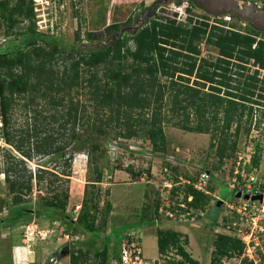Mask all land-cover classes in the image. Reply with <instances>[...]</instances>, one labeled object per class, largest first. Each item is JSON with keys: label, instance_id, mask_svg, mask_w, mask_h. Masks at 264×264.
I'll return each mask as SVG.
<instances>
[{"label": "trees", "instance_id": "trees-1", "mask_svg": "<svg viewBox=\"0 0 264 264\" xmlns=\"http://www.w3.org/2000/svg\"><path fill=\"white\" fill-rule=\"evenodd\" d=\"M190 3L200 9L193 1ZM130 23L131 16L125 23L109 25L107 31L112 37ZM220 23L221 26L210 25L190 17L187 23H179L155 13L139 30L85 50L38 32L32 1L1 2L0 25L5 24L6 36L13 37L0 49V138L5 144H0V174L11 197L10 202L4 203L7 214L0 221V229L14 231L39 219L60 222L71 229L73 236L87 237L95 248L90 256L88 249L69 250L70 245H64L70 264L119 261L121 243L111 235H105L97 246L113 211L105 199L109 192L102 198L104 167L99 162L107 151L99 141H108L112 129L117 132L115 138L150 141L152 150L147 153L164 157L168 148L164 123L188 133L211 136L210 152L217 164L214 171H208L212 175L210 194L188 185L182 200L187 208L181 209V203L177 204L185 213L205 212L214 201L215 174L225 162L235 161L244 118L249 134L252 125L260 124H253L255 106L264 108V78L259 75L264 71V31L249 25L241 33L226 29L223 21ZM21 24L23 27L18 30ZM97 39L94 33H87L88 41ZM202 43L217 51L215 61L201 57ZM250 68H255L253 73ZM192 77L195 80L191 82ZM74 95H88L90 114L84 103L74 100ZM20 102L26 121L24 127L16 128L13 111ZM42 102L46 106L40 109ZM262 151L258 145L249 172L259 168ZM82 152L88 156L93 177L87 180L80 210L74 217L68 213L69 182L73 158ZM47 157L57 161L51 170L39 168L33 173L27 166L26 160ZM164 164L173 172L178 171V167ZM128 172L141 178L140 171L136 174L129 168ZM195 177L190 179L194 181ZM34 191L45 195L37 203H32ZM222 204L217 200L211 207L213 221ZM160 209L158 202L156 217L164 216ZM232 221L224 218L225 233H219L214 241L211 264H222L224 259L243 253L244 245L227 229L226 224ZM160 222L155 218L146 224ZM156 236L159 255L166 258L167 264H200L186 250L189 240L181 232L157 229Z\"/></svg>", "mask_w": 264, "mask_h": 264}, {"label": "rangeland", "instance_id": "rangeland-1", "mask_svg": "<svg viewBox=\"0 0 264 264\" xmlns=\"http://www.w3.org/2000/svg\"><path fill=\"white\" fill-rule=\"evenodd\" d=\"M3 1L5 0H0V3ZM156 1L158 0H75L68 3L64 7L65 9L59 8V5H57L56 9L49 8L47 10L49 16L53 17L52 23L56 27L54 34L45 32V30L40 32L38 27L37 31L53 35L66 43L78 45L85 50L95 48L111 38L107 31L109 25L125 23L130 16L133 23L145 9L152 6ZM186 1L184 0L180 5L171 2L160 4L155 13L163 19L175 18L179 23H183L186 20L184 12L187 16L190 15L193 21L197 20L198 22L202 21V19H209L205 12L190 6V0L188 1L189 3ZM241 1H248L252 5L257 6L258 9L264 10V5H261V1L264 0ZM14 3L13 1L11 5ZM155 13L151 19L155 16ZM151 19L148 18L146 22ZM230 25L237 30L245 31L251 24L235 16L232 17ZM22 27L23 24L20 27L18 26V30H21ZM88 32L94 33L99 39L88 41ZM12 37L6 36V25H0V49L5 48ZM262 37L264 38V35ZM200 48L201 57H212V61H215L218 57L217 51L212 46L203 44ZM254 70L255 68H250L249 72L253 73ZM259 75L263 79L264 71H260ZM194 80L195 77H192L191 82ZM74 100L84 103L90 114L92 109L88 106L90 105L88 95H74ZM42 104L39 107L40 109L46 106L45 102H42ZM254 109L256 111L254 112L253 124L259 121L260 124L252 125L251 132L246 134L245 128L247 125L245 123L246 118H244L236 155L248 160L253 156L256 147L259 145L263 151L257 174H259L260 179L264 180V108L255 106ZM13 115L15 127H24L26 116L22 102L15 107ZM163 127L168 143L164 157L147 153L152 150L150 141L143 138L130 140L115 138L117 132L112 129H110L108 141H99L100 145L107 151V156L99 162V165L102 168L104 167L100 188L102 198L105 196L106 191L109 192L105 199L110 201L113 211L108 217L107 227L102 232L101 240L97 242V246L99 247L102 244L105 235H111L115 241L122 243L125 234L130 233V235L135 237V240L141 243L142 253L146 261L150 264H167L166 258H162L159 255L156 231L157 229H172L181 232L184 238L189 240L186 250L193 258L198 260L200 264H211L214 241L217 235L224 231V218L228 217L224 204L235 199V194L226 184V174L220 170L217 173L214 172L217 178L214 183V201L205 212L194 213L190 210L189 212L193 215L191 218H189L190 216L170 218L167 214V217L162 215L156 217L155 205L158 202L159 208L163 210H176L177 204L180 203L187 208L182 200L185 187L188 184L184 182V179L182 182L179 181L178 177H187L188 180H191V177H195L201 171H214L213 168L217 164L213 153L210 152V135L188 133L166 123H164ZM114 139L123 145L119 144V148L111 150ZM109 141H111V144ZM0 144L1 147L5 146L1 138ZM168 155H173L178 160L172 161L173 164L171 163L174 165L173 167H178V171L170 173L177 184L172 192H168V190L161 192L160 190L158 191V185L162 177L164 176V181L168 175H164L166 173L164 169L167 167L164 163L168 164V162H164V159H169ZM238 161H240L239 158ZM26 163L32 169L31 171L35 173L39 168L51 170L57 164V161L55 162L52 158L47 157L43 159L34 158L32 161L26 160ZM149 167L150 172L147 171ZM129 168H132V171L136 174L139 171L145 172L144 174H147V178L136 179L134 175L128 172ZM71 169L68 213L76 217L88 184L87 180L93 177V171L88 165V156L85 152L75 154ZM214 184H212L213 187ZM44 196L43 193L34 191L31 196L32 203H37ZM10 199L11 197L8 196L6 191L4 176L0 174V221L7 214L6 207L3 208L6 205L4 203L6 201L10 202ZM217 200L224 203L218 212L216 221H213L211 217L214 213L210 214V209ZM104 204V199H102L101 205ZM178 211L184 213L180 208ZM155 218L161 222L157 223V225L146 224L148 219L155 220ZM34 222L35 224H30L32 226L30 229H27L29 225H25L26 227L20 226L14 231L0 229V264H70V257L64 245H70V248L68 247L69 250L78 249L79 247L88 249L91 253L90 256L93 255L95 248L87 237L85 239L80 235L73 236L71 229L65 224L42 219ZM85 240L86 242H84ZM79 242H82V244ZM113 247L112 245L111 251L114 249ZM174 256V254H170V257ZM222 264L245 263L233 259H224Z\"/></svg>", "mask_w": 264, "mask_h": 264}, {"label": "built area", "instance_id": "built-area-1", "mask_svg": "<svg viewBox=\"0 0 264 264\" xmlns=\"http://www.w3.org/2000/svg\"><path fill=\"white\" fill-rule=\"evenodd\" d=\"M33 2L34 13H35V23L38 27V30L41 32L45 30L50 34H54L56 27L53 21V17H50L47 10L49 8L56 9L57 5L59 8H64L68 3L74 2L75 0H30ZM189 3L188 1H186ZM175 4V3H174ZM65 9V8H64ZM187 11V10H186ZM186 16V20L183 23L188 22L190 15ZM208 15V14H207ZM37 16V19H36ZM232 14L224 15H208L209 19H202L209 23L210 25L221 26L220 21L225 23V28L232 31H240L231 26ZM175 19V18H173ZM177 20V19H176ZM244 33L245 31H240ZM202 43L201 45H203ZM205 45V44H204ZM2 127L1 118H0V128ZM115 144V145H114ZM114 148H119V145L113 143L111 145V150ZM239 154V153H238ZM241 156V155H239ZM169 159H165V162L172 163V161H178L177 158L173 155H168ZM167 157V158H168ZM238 158L240 161H238ZM237 159V160H236ZM235 159L234 162H225L221 168V172L227 175L226 184L234 192L241 193V198H236L233 202L225 203L227 210V215L230 219H233L232 222L227 223V229L232 230V235L242 242L244 245V250L241 256L231 258L233 260L242 261L245 264H263L264 261V180L259 178L257 174L258 169L254 168L250 172L248 167L251 165L252 157L248 160H244L241 157ZM173 164V163H172ZM171 164V165H172ZM165 165V164H164ZM174 166V165H173ZM166 173V179L161 183L159 182L158 188L161 192L168 190L172 192L177 184L173 179L171 172H173L168 166L164 169ZM141 174V180L147 178V174ZM212 175L208 171H202L195 177V180H188L182 177H178L179 181L182 182L184 179L186 184L192 185L194 189L200 191L204 194H210L209 185L211 184ZM163 181V182H162ZM178 181V182H179ZM161 187V188H160ZM258 195H263V201L259 200L252 201L251 199H245V196L254 197ZM192 198H189L191 200ZM224 203V202H223ZM180 208H186L185 205L180 204ZM176 210H167L160 209V213L166 214L170 218H184L185 216H190V212H184ZM167 217V216H166ZM193 217V216H192ZM35 224V223H33ZM27 229H30L32 226L28 224ZM26 227V226H24ZM222 233H225L224 231ZM224 262V260H223ZM222 262V263H223ZM110 264H150L143 256L141 243L138 240H135V237L130 235V233L125 234V238L120 246V260H112Z\"/></svg>", "mask_w": 264, "mask_h": 264}, {"label": "water", "instance_id": "water-1", "mask_svg": "<svg viewBox=\"0 0 264 264\" xmlns=\"http://www.w3.org/2000/svg\"><path fill=\"white\" fill-rule=\"evenodd\" d=\"M172 1H184V0H158L154 4L145 10L141 16L135 21L134 27L135 31L142 28L148 18H151L156 12V9L160 4H165ZM189 1V0H187ZM195 5L202 9L208 15H224L232 14L241 20L250 23L255 29L259 31H264V10L258 9L257 6L252 5L248 1L241 0H193ZM264 4V2H262ZM131 26L120 30L114 39L121 36L123 33L130 31ZM236 198H241V193H237ZM245 199H251L252 201L259 200L263 201V195H258L254 197L245 196ZM223 202V201H222Z\"/></svg>", "mask_w": 264, "mask_h": 264}, {"label": "flooded vegetation", "instance_id": "flooded-vegetation-1", "mask_svg": "<svg viewBox=\"0 0 264 264\" xmlns=\"http://www.w3.org/2000/svg\"><path fill=\"white\" fill-rule=\"evenodd\" d=\"M189 2H192V1L190 0ZM261 2H264V1H261ZM171 3H175V1H172ZM153 4H154V3H153ZM190 4H191V3H190ZM261 5H264V4L262 3ZM150 7H151V6H150ZM150 7H149V8H150ZM147 9H148V8H147ZM147 9H145V10H147ZM201 11H203V10L201 9ZM203 12H204V11H203ZM142 13H143V12H142ZM136 20H137V19H136ZM136 20H135V21H136ZM135 21H134L133 23H130V24L126 25V26L123 27L122 29L131 26L132 29H131L130 31H127V32L135 31V29H136V28L134 27ZM116 34H117V33H116ZM116 34H114L110 39L114 40V36H115Z\"/></svg>", "mask_w": 264, "mask_h": 264}, {"label": "crops", "instance_id": "crops-1", "mask_svg": "<svg viewBox=\"0 0 264 264\" xmlns=\"http://www.w3.org/2000/svg\"><path fill=\"white\" fill-rule=\"evenodd\" d=\"M254 169V168H253ZM256 169H258V168H256ZM259 170V169H258Z\"/></svg>", "mask_w": 264, "mask_h": 264}]
</instances>
